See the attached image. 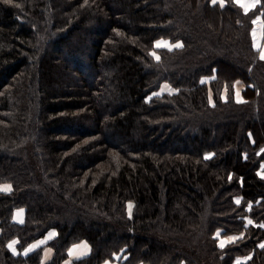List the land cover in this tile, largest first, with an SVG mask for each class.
Masks as SVG:
<instances>
[{
  "label": "trees",
  "instance_id": "trees-1",
  "mask_svg": "<svg viewBox=\"0 0 264 264\" xmlns=\"http://www.w3.org/2000/svg\"><path fill=\"white\" fill-rule=\"evenodd\" d=\"M258 15L264 0L247 13L234 0H0V264H41L9 242L50 229L46 264L82 240L91 252L71 264H264ZM164 81L175 91L151 97ZM218 231L242 237L221 247Z\"/></svg>",
  "mask_w": 264,
  "mask_h": 264
},
{
  "label": "crops",
  "instance_id": "crops-1",
  "mask_svg": "<svg viewBox=\"0 0 264 264\" xmlns=\"http://www.w3.org/2000/svg\"><path fill=\"white\" fill-rule=\"evenodd\" d=\"M170 45L171 46H168V45H166V46H168V47L173 46L172 44H170ZM240 89H241V85H240ZM5 186H10V185L7 183L0 184V188H3ZM5 192H8V191H5ZM14 219L19 223H21L20 221L24 222L25 210L22 208L15 210ZM0 233H1V229H0ZM57 235H58V232L56 229H50L44 236L32 241L21 251L18 248L19 239L14 238L9 242V248L14 254H20L21 253L24 256H27V255L31 254L32 252H35L36 250L42 251L40 263L46 264L47 262H49L54 257L55 249L50 245V242L52 240H54L57 237ZM10 245H11V247H10ZM90 252H91V245L89 244L88 241L82 240L80 242L74 243L69 248L68 258L66 260H64V262L62 264H71L74 260L81 258V257H84V256H87L88 254H90ZM102 264H118V262L117 261H111V262L106 261V262H103Z\"/></svg>",
  "mask_w": 264,
  "mask_h": 264
},
{
  "label": "rangeland",
  "instance_id": "rangeland-1",
  "mask_svg": "<svg viewBox=\"0 0 264 264\" xmlns=\"http://www.w3.org/2000/svg\"><path fill=\"white\" fill-rule=\"evenodd\" d=\"M217 2H219V0H217ZM244 2L245 3H250L251 0H245ZM224 3H225V0H224ZM260 16L261 15H258L254 19V21H257V23H255V24L253 23L254 26H253L252 31H251V33H252V43H253V46H254V44H259L260 45V48H256L254 46L256 49L259 50V52L261 50H264V21H263V18L260 17ZM253 32H255V40L253 38ZM158 44L160 45L159 47L166 46V45L171 46L167 40H162V39H160V40H158L156 42V46ZM155 56L157 58L158 57V53L155 54ZM206 80H208V79H206ZM240 85H241V89H240ZM243 89H245L244 83L242 81H237L235 83L234 97H235L236 101H238V102H241V101H244L245 100L244 99V96H243L244 95L243 94ZM173 91H175V90L171 86V84L169 82H167V81H164L157 90H155V91H153L151 93L150 96L152 97V96L161 95L163 93H168V92H173ZM222 93H223V96L224 97H227V95H228L227 94L228 93L227 90L226 91H223ZM150 96L148 97V99L151 98ZM260 173H261V175L264 176V166H263L262 171ZM238 200H240V198H238ZM216 236L218 237L219 244L221 245L223 243L224 246L227 245V244H229V243L236 242V241H238L242 237L241 234L223 235L221 231H218L216 233ZM232 238H238V239H234L233 240ZM36 251H39V250H36ZM41 253H42V251H41Z\"/></svg>",
  "mask_w": 264,
  "mask_h": 264
},
{
  "label": "snow or ice",
  "instance_id": "snow-or-ice-1",
  "mask_svg": "<svg viewBox=\"0 0 264 264\" xmlns=\"http://www.w3.org/2000/svg\"><path fill=\"white\" fill-rule=\"evenodd\" d=\"M235 3L239 4L240 7L245 9V13H247L249 10L251 9H255L257 7V5L260 4V0H251L250 3H245L244 0H234ZM213 5H215L217 3V0H212ZM220 6L223 7L224 6V0H219ZM253 23H257V21H253ZM253 38L255 40V32H253ZM160 45L158 44L157 47H159ZM254 46L256 48H260L259 44H254ZM173 47L179 48L182 47L181 44H176ZM157 59H159V57H157ZM260 59L264 60V50L260 51ZM11 190V186H5L3 188H0V191H10ZM237 203H239V201H237ZM22 223V221H20ZM249 223H251V221H249ZM261 227H264V225H260ZM234 239H238V238H232ZM15 243V242H14ZM221 247H223V243L220 245ZM11 247V245H10ZM260 247L264 248V244H261ZM239 264V262H238Z\"/></svg>",
  "mask_w": 264,
  "mask_h": 264
}]
</instances>
